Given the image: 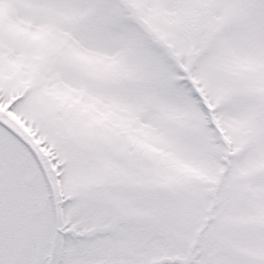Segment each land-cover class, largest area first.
I'll return each instance as SVG.
<instances>
[{"label":"snow or ice","instance_id":"obj_1","mask_svg":"<svg viewBox=\"0 0 264 264\" xmlns=\"http://www.w3.org/2000/svg\"><path fill=\"white\" fill-rule=\"evenodd\" d=\"M0 264H264V0H0Z\"/></svg>","mask_w":264,"mask_h":264}]
</instances>
